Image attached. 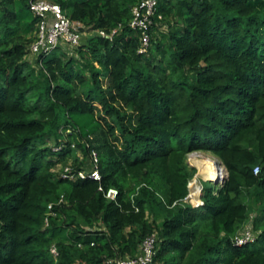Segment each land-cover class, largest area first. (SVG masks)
Returning a JSON list of instances; mask_svg holds the SVG:
<instances>
[{
  "label": "trees",
  "instance_id": "trees-1",
  "mask_svg": "<svg viewBox=\"0 0 264 264\" xmlns=\"http://www.w3.org/2000/svg\"><path fill=\"white\" fill-rule=\"evenodd\" d=\"M29 1L0 0V264H109L152 234L156 264H264V0H159L145 54L141 0H46L89 35L33 61ZM93 152L101 182L62 177ZM196 152L227 171L198 208Z\"/></svg>",
  "mask_w": 264,
  "mask_h": 264
},
{
  "label": "built area",
  "instance_id": "built-area-1",
  "mask_svg": "<svg viewBox=\"0 0 264 264\" xmlns=\"http://www.w3.org/2000/svg\"><path fill=\"white\" fill-rule=\"evenodd\" d=\"M30 9L38 17L37 40L31 45V52L35 56L49 55L59 47L76 48L81 45L85 34V26L79 21L71 20L63 11L59 4L51 3L46 0H30ZM159 5V0H141L132 8V18L129 21V27L140 33V54H145L151 43V28L153 26V19ZM161 18V17H160ZM122 28L113 30L110 34L104 31H97L101 37L112 40L113 36ZM258 171L256 170V173ZM62 177L67 180H85L92 179L101 182L102 177L99 169V158L96 152H93L90 157L89 168L82 171H76L71 166L64 168ZM104 192L105 197L109 200H116L119 191L116 188H109L105 190L102 186L99 188ZM201 190H199V198L194 199L196 193L189 194L185 199V203H190L192 206L198 208L204 206L201 200ZM63 202V198L60 200ZM53 209V205L49 206V210ZM46 225L49 220L46 219ZM257 232L254 231L252 222L246 226L241 233L234 238V244L237 246H244L254 243L257 239ZM81 246V245H80ZM51 253L56 257L58 255L56 246H52ZM157 254V236L152 234L146 237L139 247V253L135 257H126L115 260H110L109 264H156L155 257Z\"/></svg>",
  "mask_w": 264,
  "mask_h": 264
},
{
  "label": "rangeland",
  "instance_id": "rangeland-1",
  "mask_svg": "<svg viewBox=\"0 0 264 264\" xmlns=\"http://www.w3.org/2000/svg\"><path fill=\"white\" fill-rule=\"evenodd\" d=\"M161 30H162V32L167 33V31L169 30L168 29V25H164V29L162 28ZM84 32H85L84 37L89 35V31L87 29H85ZM67 51H71V50L67 49ZM34 58H35V55H30L29 60L33 61ZM79 158L80 159L83 158V154L82 153H79ZM208 160H212V161H214L216 163L220 162L216 157H214L213 155L208 154V153L196 152V153H192V154L189 155V159H188L189 165L191 167H194V168L197 169V174H196L195 178L191 181V183L189 185L190 193L191 194L196 193L193 196L192 203H195L194 199H198L199 198V195H200L199 190H201V188H202V182H208V180L211 181L210 179L206 178L202 174V171H201V166H204L208 162ZM89 163H90V158L88 160V164ZM219 184H221V183H219Z\"/></svg>",
  "mask_w": 264,
  "mask_h": 264
},
{
  "label": "bare ground",
  "instance_id": "bare-ground-1",
  "mask_svg": "<svg viewBox=\"0 0 264 264\" xmlns=\"http://www.w3.org/2000/svg\"><path fill=\"white\" fill-rule=\"evenodd\" d=\"M201 171L206 178L211 180V182L221 181L223 176L225 175L224 169L220 167L218 163L212 160H208V162L204 166H201Z\"/></svg>",
  "mask_w": 264,
  "mask_h": 264
},
{
  "label": "water",
  "instance_id": "water-1",
  "mask_svg": "<svg viewBox=\"0 0 264 264\" xmlns=\"http://www.w3.org/2000/svg\"><path fill=\"white\" fill-rule=\"evenodd\" d=\"M218 164L220 165V167H222V168L224 169V171H225V176H223V178H222L221 181L212 182V183H214V184H216V185H219V183L224 184V182H225V180H226V178H227V171H226V169L223 167V165H222L221 162H219Z\"/></svg>",
  "mask_w": 264,
  "mask_h": 264
}]
</instances>
